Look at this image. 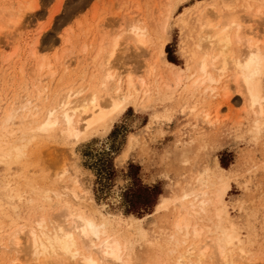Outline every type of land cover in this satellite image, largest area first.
I'll use <instances>...</instances> for the list:
<instances>
[{
    "label": "rangeland",
    "instance_id": "1",
    "mask_svg": "<svg viewBox=\"0 0 264 264\" xmlns=\"http://www.w3.org/2000/svg\"><path fill=\"white\" fill-rule=\"evenodd\" d=\"M220 4L234 8L231 12L239 20L242 34L252 38L264 51V0H0L1 15L5 18L0 17V122L8 101L13 99L17 105L29 98L36 101L33 86L37 76L46 88L43 97L57 91L73 92L79 84H82L79 89L87 86L89 74L96 66L90 59L112 37L115 40L119 37L115 47L119 50L114 49L116 54L113 53L109 63L114 67L110 66V72L117 73L116 78L122 80L132 75L134 80L145 81L143 91L130 100L124 112L106 127L93 130L74 143L58 132H38L34 138L30 135L33 140L27 136L25 140L29 144H26L17 140L19 133L10 136L12 131L16 133L17 125H5L3 134L8 135L7 139L25 149L20 151L23 155L19 160L16 157L22 153L15 150L14 161L0 159V240L12 229L28 225L35 216L54 214L64 204H74L63 189L60 192L64 197L60 195L59 200L54 193L59 192L58 186L61 188L60 176L67 180L65 185L68 182L71 185L75 174L88 185L86 195L92 197L93 205L109 219V229L129 242L127 254L132 257L128 264H172L170 237L174 235L173 221L179 212L175 198L182 189L195 187L197 173L205 169L210 193L220 185L228 188L224 197L228 219L241 239L240 246L244 247L243 257L239 252L234 253L235 264H264V116L256 125L242 87L233 81V70H227L220 84L212 85L214 93H210L205 92L207 83L194 89L189 85L190 79L175 85L164 69L166 61L183 75L193 74L186 67L190 63L188 48L197 42L198 12L205 6ZM247 5L252 7L246 9ZM13 13L16 16L22 13L18 15L16 28L7 22ZM130 24L148 33L144 38L146 45L140 49L129 38L131 35H127ZM35 39L38 41L34 52ZM45 59L52 65L43 67L39 75L34 74L31 70H36L38 62ZM262 81L264 97V74ZM144 189L152 191L149 200L153 206L129 211L131 202L137 195L143 196ZM47 190L45 200L41 195ZM163 198L169 200L157 209ZM29 199L31 203L27 202ZM79 207L93 216L87 207ZM213 214L210 209L207 214L194 216V220L191 217L193 223L196 221L194 224L203 226L202 243L213 237L208 232L215 223ZM94 217L100 218L96 214ZM25 234H21L24 238L19 236L18 250L1 251L0 264H32L31 259H36L33 264L45 263L32 258ZM58 262L54 260L53 264ZM205 262L209 264L210 260ZM62 264L70 263L64 260Z\"/></svg>",
    "mask_w": 264,
    "mask_h": 264
},
{
    "label": "bare ground",
    "instance_id": "2",
    "mask_svg": "<svg viewBox=\"0 0 264 264\" xmlns=\"http://www.w3.org/2000/svg\"><path fill=\"white\" fill-rule=\"evenodd\" d=\"M227 5H208L203 9L201 8V10L198 12L199 25L197 34L198 37L196 40L197 42L195 45L189 46L188 55L190 56L188 59L190 63L187 65V67L185 66L187 68V72L193 74L186 76L185 73L183 75L181 74L182 71H179L180 69L177 70L176 66L164 61L165 66H167V68L164 66V69L166 70L165 74L173 79L175 85H179L190 79L192 83L189 85H191L194 89H198L207 83L209 87L205 90V92L208 91L210 93H214L215 89L212 87V85L215 87L217 84L219 85L220 79L225 76V73H228L226 71L233 70V81L240 88L242 87L241 89H243L242 92L245 95V101H247L249 109L256 117L255 123L258 125L259 119L264 116V97L262 93L264 51L261 50L258 43L253 41L252 38H248L242 34V26L240 25L239 20L235 16L234 12H231L234 10V8H231ZM251 7L252 5H247L246 9ZM261 7H263V5ZM17 14L20 15L22 13ZM13 15L15 17H13ZM18 15L16 16L13 13L9 16V18L7 17L9 19H7V22L11 23V27L12 25L15 27L17 25L16 23H19L18 21L20 17ZM1 16L3 18V15H1L0 11V17ZM124 32L126 35L127 32L123 31V34ZM145 34L148 33H145L144 28H139L134 24H130L127 35L131 36L125 37L126 39L128 37H132L131 40H133L134 44L137 45L135 47L140 49V47L146 45V41L144 40ZM125 37L122 38L125 40ZM112 38L110 39V42L109 40L105 41L102 38L106 43L103 41L104 44L102 46L100 45V48L97 47V49L99 48L98 53L95 54V57L92 56L91 59L93 60L90 59V63H92V65L94 63L96 66H94V68L92 67L93 69L90 72L87 81L88 84L86 83L87 86H82L84 88L79 89V87L82 85L79 84V87L76 90L74 89L75 91L73 90V92L63 91L61 93L57 91L51 95L49 94L50 96L43 97V94L45 95L44 92L46 91V88H44L43 84H41L42 81L39 80L40 76H37L33 86L35 89V97L37 102L31 100L30 98L26 99L21 104L18 103V105L13 99L10 102L8 101L7 107H5L4 110L5 114L0 122L2 126V129H0V159L7 158L13 160L12 151L15 150L20 152L24 148L23 145L22 147L19 145L15 146L12 140V142H10L7 139L8 135L3 134L6 132L4 130V128H6L5 125L8 123L17 125V131H15L16 133L12 131L10 136H15V134L19 133V138L17 140L23 142L26 141V144L28 143L30 135L33 137V135L38 134V132H44L46 134L48 132H58V134L63 135L69 141L74 143V141L84 138L91 131H96L98 128L106 127L114 117L124 112L130 100L135 95L140 93L139 91H141L142 88H145V81L143 78L134 80L135 78L133 79L132 75H127L125 76L127 78L122 80L116 78L117 76H115V74L117 75V73L112 74L110 72V59L113 57L114 49H116L115 47L119 42V40L117 42L119 37H115L116 40ZM37 41L38 40L34 42V47L32 46V50L34 52L37 47ZM85 45L82 47L84 48V51L86 49ZM116 50L119 49L117 48ZM160 54L161 56L164 54L163 49L160 50ZM117 56L119 57L118 53L116 58ZM38 63L39 65H37L36 70H31L34 72V74L37 73V75H39L40 71L42 72L43 67H49L52 65L51 62L49 63V61H47V59ZM113 67L114 66H111V68ZM75 68H77V66ZM116 68L118 69V67ZM184 70L186 71L185 68ZM124 71L126 72L127 70ZM63 74L65 75V72H63L62 75ZM128 74H130V71ZM119 76L120 74H118V77ZM145 80H147V77H145ZM48 83L50 84V82ZM55 86L56 85L54 84L53 87ZM100 93L103 94V98L100 97ZM147 98L149 97L147 96ZM139 101L141 103V99ZM146 103L148 102L146 101ZM27 136L28 139L25 140ZM32 137H30V139H32ZM68 140L67 144L69 142ZM22 155L23 153L19 155V157H16V159L18 158L17 160H19L20 156ZM16 159L15 161H17ZM204 171L200 174L197 173L198 176L196 175L197 179L195 182V187H190L189 189L185 190L182 189L181 195L175 198V202L177 203L175 204L179 206V212L173 221L174 237L172 235L170 237L172 241L171 243H173V250L170 249L172 264H205L206 259L210 260L209 264H235L233 257L234 253L239 252L241 256L244 254V247L240 246L242 245L241 239L235 230V226L232 224L233 222L231 223L228 219L224 203V197L228 189L227 185H220L213 193H210V184L208 180L209 176L205 175ZM207 171L208 170H206V173ZM63 174L65 175L66 173ZM68 174L70 173L68 172ZM72 175H74V177L73 179L69 177L72 183L69 185L68 182L67 185L69 186L64 184L65 181L67 182V180H63L64 176H60L58 184L61 185V188L58 186V191L60 192V189H63V191L66 192H64V194L73 198L71 200L74 201V204H64V206L59 209L57 213H51L52 215L46 214L47 216H35L31 221H29L28 225L24 224V226L20 225L18 228L12 229L14 231H11L8 236L4 234V238L0 240V253H2L1 251L3 250L6 253L14 252L15 248L18 250L21 247L19 236L21 237L26 233L25 235L28 240L26 246L29 250H31L30 253L32 258L35 257L39 258V260L42 259V261L45 262L44 264L51 262L53 264L54 260L59 261L58 263L60 264H62L64 260H67L70 264H128V260L132 257L131 254H127V244L129 245V242L122 239L119 234L114 233L112 229H109V219L99 212V208H96V205H93L91 199L92 197H89L90 195H86L85 189L88 185L85 184V186L83 183L84 180L78 178L79 176L77 177L75 174ZM51 190L49 191L51 192ZM55 191H57V189H55ZM41 192L42 191H40V193ZM59 192L54 193L56 198L58 197V200L59 196L61 195V192ZM33 193L30 191L32 196H34ZM42 193L43 194L41 196L45 197L46 193H48V190L45 192V195L44 192ZM45 200H47V198ZM167 200L169 199L163 198L162 201L157 204L156 208L160 209L164 207ZM29 201L30 203L32 202L30 199L27 202L29 203ZM79 205H83L90 209L93 213V216L85 214ZM12 209L16 210L15 206ZM210 209H212V213H214L213 217L215 219V223L213 225V230H208V232L212 234L213 237L211 238L210 236L209 241L202 243L201 236L202 232L204 231V229H202L203 226L201 225L202 227L200 228L197 223L194 224L196 221L193 223L191 217L193 219L194 216L196 217L198 215L200 216V214H207V212L209 213ZM94 214L100 218L94 217ZM175 235L178 236L177 239L175 238ZM22 248L25 247L22 246ZM31 255H29V257ZM34 260L36 259H31L30 261L32 262L30 263H35Z\"/></svg>",
    "mask_w": 264,
    "mask_h": 264
},
{
    "label": "trees",
    "instance_id": "3",
    "mask_svg": "<svg viewBox=\"0 0 264 264\" xmlns=\"http://www.w3.org/2000/svg\"><path fill=\"white\" fill-rule=\"evenodd\" d=\"M168 60L172 63H174V60L170 57H168ZM139 192H141V188H139ZM144 194H142L143 196H141V194L137 195L136 198L131 202L130 206H129V211L132 212H137L139 210H146L151 208V206H153V202L151 200H149L152 196L153 193L152 191L149 190H145L144 189Z\"/></svg>",
    "mask_w": 264,
    "mask_h": 264
}]
</instances>
